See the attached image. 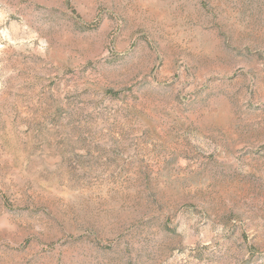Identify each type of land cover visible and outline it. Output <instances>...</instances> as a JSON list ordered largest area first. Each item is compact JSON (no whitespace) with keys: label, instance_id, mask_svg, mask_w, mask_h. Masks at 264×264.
<instances>
[{"label":"rangeland","instance_id":"374dc122","mask_svg":"<svg viewBox=\"0 0 264 264\" xmlns=\"http://www.w3.org/2000/svg\"><path fill=\"white\" fill-rule=\"evenodd\" d=\"M0 264H264V0H0Z\"/></svg>","mask_w":264,"mask_h":264}]
</instances>
